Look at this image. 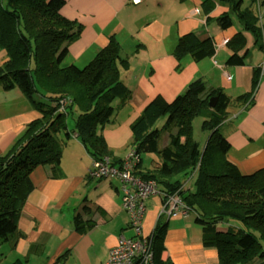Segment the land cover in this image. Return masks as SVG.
Returning a JSON list of instances; mask_svg holds the SVG:
<instances>
[{"label": "crops", "instance_id": "crops-1", "mask_svg": "<svg viewBox=\"0 0 264 264\" xmlns=\"http://www.w3.org/2000/svg\"><path fill=\"white\" fill-rule=\"evenodd\" d=\"M205 1L140 0L133 4L130 0H63L59 14L80 25L81 31L67 44L61 66L85 67L111 38L118 42L126 60L120 69L125 93L113 99L115 109L101 131L114 164H119L130 149V125L148 102L156 96L171 102L190 82L200 79L207 94L218 90L229 99L224 109L227 116L218 126L229 145L226 158L242 175L264 168L263 46L227 5L209 0V9ZM248 4L249 0L243 1V6ZM255 10L264 17V6L256 4ZM227 13L231 24L223 28L217 18ZM188 32H195L201 39L210 37L213 55L194 60L187 54L177 60L174 49ZM233 55L238 62L229 61ZM5 60L0 49V67ZM243 95L245 98H238ZM23 96L18 87L5 90L0 85V155L39 116ZM73 127L74 122L68 125L70 131ZM168 141L169 134L161 133L158 147ZM148 154L147 164L141 155V169L158 165V156ZM92 160L80 139L71 133L62 143L59 162L33 168L32 189L17 214L16 231L0 244L1 264L15 259L26 264H106L109 250L119 237L134 235L121 207L118 180L87 177ZM194 176L193 171L187 172L171 181L178 180L183 190L193 191ZM161 206L159 193L152 195L142 220V232L147 235L159 219L165 224L155 264H217V248L204 243L197 215L190 211L159 217ZM224 225L219 223L216 228Z\"/></svg>", "mask_w": 264, "mask_h": 264}, {"label": "trees", "instance_id": "trees-1", "mask_svg": "<svg viewBox=\"0 0 264 264\" xmlns=\"http://www.w3.org/2000/svg\"><path fill=\"white\" fill-rule=\"evenodd\" d=\"M217 1L235 13L264 49V17L255 10L256 4L264 6V0H249L247 6H243L244 0ZM205 4L212 7L209 0ZM62 5L63 0H0V49L6 56L0 67V85L5 90L21 89L39 113L0 155V244L16 231L17 214L32 189L31 171L37 165L59 162L62 143L71 133L93 160L108 156L114 162L101 131L115 109L113 99L125 93L120 69L126 60L118 42L111 38L85 67L61 66L67 44L81 31L80 25L59 14ZM217 22L223 28L230 26V14L219 16ZM213 53L212 39H201L195 32L182 35L173 52L177 60L187 54L200 60ZM229 61L235 63L238 58L233 55ZM214 95L217 101L210 108L208 99ZM62 97L71 102L59 110ZM228 103L222 91L207 94L200 79L190 82L171 102L154 97L130 125V148L138 159L133 173L154 179L163 191H178L203 226L204 243L216 246L217 264H264V168L242 175L226 158L229 145L218 126L227 116L224 109ZM74 111L70 131L67 118ZM197 116L204 117L201 127L209 132L203 150L191 135ZM161 117H165L163 124L156 126ZM163 132L169 134V141L159 148L158 138ZM144 153L156 154L158 165L141 169ZM192 171L193 191L183 190L178 180L171 181ZM219 223L225 227L219 230ZM164 227L159 219L152 231L153 264ZM10 264L26 261L15 259Z\"/></svg>", "mask_w": 264, "mask_h": 264}, {"label": "built area", "instance_id": "built-area-1", "mask_svg": "<svg viewBox=\"0 0 264 264\" xmlns=\"http://www.w3.org/2000/svg\"><path fill=\"white\" fill-rule=\"evenodd\" d=\"M138 4L140 0H130ZM68 97L59 99V110L70 103ZM138 159L129 149L119 164H113L108 156L92 160L87 177L92 179L115 178L119 182L121 207L128 216V227L134 232L130 238L119 237L117 244L109 250L106 264H153L152 233L142 232V220L148 199L157 193L162 198L159 217L185 215L192 211L182 201L178 191L166 192L158 188L157 182L144 179L133 173ZM193 212V211H192Z\"/></svg>", "mask_w": 264, "mask_h": 264}, {"label": "rangeland", "instance_id": "rangeland-1", "mask_svg": "<svg viewBox=\"0 0 264 264\" xmlns=\"http://www.w3.org/2000/svg\"><path fill=\"white\" fill-rule=\"evenodd\" d=\"M235 21V19H233ZM212 25V23L210 24V26ZM229 28V27H228ZM32 44H34V42L32 41ZM23 95V94H22ZM25 96V95H24ZM23 96V97H24ZM74 117L75 115H69V117L67 118V124H73L74 122ZM165 117H161L157 122H156V126H160L163 122H164ZM204 117L203 116H197L193 119L192 121V138L197 141L201 147V149H204L205 143L209 137V132L204 130L201 127L202 121H203ZM152 155V154H151ZM150 156V154L148 153H144L142 154V159L145 162V164H147L148 162V157ZM1 264V263H0Z\"/></svg>", "mask_w": 264, "mask_h": 264}, {"label": "water", "instance_id": "water-1", "mask_svg": "<svg viewBox=\"0 0 264 264\" xmlns=\"http://www.w3.org/2000/svg\"><path fill=\"white\" fill-rule=\"evenodd\" d=\"M216 101H217V95H214V96L209 97V99H208V106L211 107V108H213L214 105H215V103H216Z\"/></svg>", "mask_w": 264, "mask_h": 264}]
</instances>
